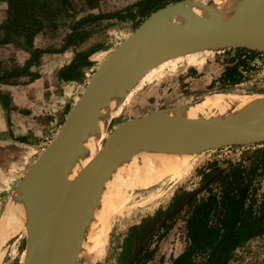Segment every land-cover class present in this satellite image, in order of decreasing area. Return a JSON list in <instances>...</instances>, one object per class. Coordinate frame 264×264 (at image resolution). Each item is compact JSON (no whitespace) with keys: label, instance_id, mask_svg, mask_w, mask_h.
<instances>
[{"label":"water","instance_id":"95a60500","mask_svg":"<svg viewBox=\"0 0 264 264\" xmlns=\"http://www.w3.org/2000/svg\"><path fill=\"white\" fill-rule=\"evenodd\" d=\"M211 2L182 0L155 11L95 71L60 130L13 192L19 191L27 179H33L39 221L29 234L25 264H77L86 219L94 212V198L104 191L105 182L122 161L143 148L159 144L199 150L198 154L224 146L264 142V117L234 114L193 118L185 115V104L163 107L121 122L108 135L97 157L67 184L92 120L102 112L104 103L115 100L119 107L127 92L152 68L169 59L206 50L246 47L264 52V10L254 15L248 3L217 23L201 22L193 28L184 25L179 31L160 29L170 13L195 3L202 9H211ZM198 192L182 200L166 218L181 210Z\"/></svg>","mask_w":264,"mask_h":264},{"label":"rangeland","instance_id":"374dc122","mask_svg":"<svg viewBox=\"0 0 264 264\" xmlns=\"http://www.w3.org/2000/svg\"><path fill=\"white\" fill-rule=\"evenodd\" d=\"M52 1L55 6L53 14L56 17L52 24L46 22L44 35L48 34L54 40V43L65 42L66 36L71 32L73 23L84 16L120 12L119 17L101 18L99 21L87 24V29L91 32V35L80 46L69 47L64 51H56L61 47L42 48L48 53L65 54L70 52L74 57L76 51L87 49L96 43L103 45V48L91 57L94 65L84 72L85 75L81 81L74 83L79 89L78 91L82 93L104 59L147 18L144 20L141 16L133 17L130 15L131 7L139 0H100L95 8L89 7L85 0H72V7L60 6L57 0ZM203 1L208 2L210 0ZM261 53L263 54L257 56L254 60V68L247 74L248 78L242 84L234 86L231 91L221 93L264 94V52L261 51ZM232 56L233 51L227 52L223 49L207 50L170 59L150 70L130 92H127L119 107L117 104L114 105L115 107L113 106L112 117H110L107 124L100 151L108 135L127 119L143 116L163 107L196 103L204 99L206 95L217 93L215 91L220 85L218 79L225 71ZM213 81L216 83L210 88L209 85ZM73 105L67 108L61 126ZM253 145L224 146L198 154H195L197 153L195 151L185 171L179 177H167L149 187H132L125 193L126 198L122 202L119 200V203L116 199L120 196L116 193H119L118 189L120 187L116 188L114 186L115 181L109 184L99 195L97 208L103 202V206L107 208L111 206L108 210H118L111 222L112 226L106 243V251L95 264H171L173 258L183 252L188 244L185 219L187 216L186 207L190 201L170 217L166 218L165 214L168 211H173L178 205H174L175 202L179 201V198L185 196L187 192L198 189V198L207 195V191L204 190L205 186H203V178L197 169L216 160L224 166L228 161H238L245 154L244 151L253 147ZM35 161L29 160L24 163L22 161L20 168L22 178ZM1 172H3V175H1ZM15 173L16 160L6 161L5 165L2 168L0 167V190H3L0 193V210L8 203L13 195L11 191L16 188V181L13 180ZM261 187L262 189L259 190L260 199H262L264 190V178ZM17 193L18 191L15 192V194ZM124 196H122V199ZM110 200L111 204L113 203L112 205L109 203ZM120 203L123 204L120 206L118 205ZM143 221H148L147 226L151 222H155L154 229H152L154 232L149 240L143 244L144 250L136 253L139 252L140 241L136 246H133L132 239L137 226L141 225ZM30 225L31 223L24 225L18 230L11 229L6 235L3 234L0 237V241L5 246V253L8 248L6 243L8 236L15 233V231L19 232L17 236L11 238L9 249L1 264H24L29 231L31 230ZM80 259L79 256L77 264H81ZM230 264H264V235L252 239L239 248Z\"/></svg>","mask_w":264,"mask_h":264},{"label":"trees","instance_id":"16d2710c","mask_svg":"<svg viewBox=\"0 0 264 264\" xmlns=\"http://www.w3.org/2000/svg\"><path fill=\"white\" fill-rule=\"evenodd\" d=\"M57 1L60 6L72 7V0ZM85 1L92 8L97 7L100 2V0ZM177 1L181 0H139L131 7L130 15L141 16L145 20L155 11ZM7 2L9 16L5 24L0 25V31L5 32L0 43L10 42L13 34L24 36L31 56L23 66L16 65L5 70L0 61V84H13L22 76L30 75L31 79L39 77L38 71L32 72L30 69L41 64L42 55L46 51L34 47V37L43 30L46 22L52 24L56 17L53 14L55 6L52 0H7ZM119 15L120 12L116 11L87 15L76 20L71 32L65 38L64 45L56 51H64L84 43L91 35L86 26L90 22L99 21L101 18L119 17ZM102 48V44L96 43L87 49L76 51L73 59L58 71L60 80L81 81L84 72L94 65L92 55ZM223 50L233 51V56L219 77L220 85L215 92H228L234 86L242 84L248 78L247 74L254 68V60L263 54L261 51L246 47ZM215 83L213 81L209 85L210 88ZM0 101L9 111L10 97L0 91ZM244 153L238 161H228L225 166L216 160L197 169L203 178L207 195L198 198L196 194L187 204L185 228L188 244L183 252L173 258L171 264H230L239 248L252 239L264 235V190L262 199L259 195L264 178V142L254 144ZM196 191L198 189L185 193V196L180 197L174 205ZM155 222L147 226L148 221H143L137 226L132 239L133 246L140 241V249L136 253L144 250L143 242L154 228Z\"/></svg>","mask_w":264,"mask_h":264},{"label":"bare ground","instance_id":"6f19581e","mask_svg":"<svg viewBox=\"0 0 264 264\" xmlns=\"http://www.w3.org/2000/svg\"><path fill=\"white\" fill-rule=\"evenodd\" d=\"M211 1V9H202L199 4L195 3L193 6L180 8L179 10L170 13L164 18V20H162L160 29L163 31H179L184 25L193 28L201 22L217 23L231 11L243 8L246 3L250 4L254 15H257L261 13V10H264V0ZM132 81H134V79ZM127 86L128 83H126V88ZM188 104L184 105L186 110L185 115L193 118L200 115L217 117L234 114H239L241 116L250 115L264 117V94L261 93L240 95L217 92L215 94L206 95L205 98L199 100V102ZM114 105H116L115 100L107 102L106 104L104 103L102 112L96 115L92 120L84 144L80 149L78 156L75 158L74 165L69 171L67 184L71 183L72 180L78 177L86 165H88L99 154L101 141L104 137L107 124L110 121V117H112L111 114L115 107ZM195 151L197 152L199 150L159 144L143 148L138 153L133 154L130 159L122 161L121 165L114 170L113 175L105 182L104 189L115 181L114 186L116 188L120 187L118 189L119 193H116V195L119 194V198H121L119 199L117 197L118 199L116 200H118L117 203L120 202L119 200L122 202L127 196H124L125 193H127L129 189H132V187H149L167 177H179L185 171L186 166L194 156ZM115 190L117 191V189ZM99 195L94 198V212H92L86 219V233L82 241L79 255L81 257V264H95L104 254L110 228L112 226L111 222L113 216L118 210L116 209V206V210L111 211L109 209V211L108 208L111 206L107 208L102 205L103 202L100 203L99 208H97ZM122 196H124L123 199ZM109 203L111 204V200ZM122 204L120 203L118 205L121 206ZM38 214L39 203L36 199V188L33 179L29 178V180L27 179L23 184L18 193L14 194L9 199L2 212V216L0 217V237L3 234L6 235L11 229L18 230L22 226L30 223V231H34L37 228L39 221ZM16 234H19V232L15 231V233L9 235L6 243L8 244L11 238L13 239ZM4 247V244L0 241V260L4 255Z\"/></svg>","mask_w":264,"mask_h":264},{"label":"crops","instance_id":"0c3cea01","mask_svg":"<svg viewBox=\"0 0 264 264\" xmlns=\"http://www.w3.org/2000/svg\"><path fill=\"white\" fill-rule=\"evenodd\" d=\"M8 16L9 4L7 0H0V25L5 24ZM44 31L45 27L34 37L35 48L46 49L64 45L65 42L54 43L48 34L44 35ZM4 36L5 32L1 30L0 39ZM30 56L24 36L13 34L10 42L0 43V61L4 70L16 65L23 66ZM72 57L70 52L65 54L45 52L41 65L30 69L32 72L38 71L39 77L31 79L30 75L22 76L13 84H0L2 94L10 97L9 111L0 101V167L2 168L6 161L16 160V173L13 176V180L16 181L15 189L22 180L20 172L22 161L24 163L37 160L57 134L67 108L79 98L81 91L74 85L78 81L60 80L57 72L69 63ZM15 189L11 191L12 194ZM1 192L3 190H0ZM9 245L10 242L0 264L7 254Z\"/></svg>","mask_w":264,"mask_h":264}]
</instances>
